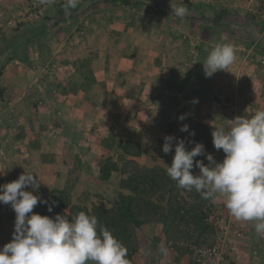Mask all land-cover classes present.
Instances as JSON below:
<instances>
[{"label": "crops", "instance_id": "obj_1", "mask_svg": "<svg viewBox=\"0 0 264 264\" xmlns=\"http://www.w3.org/2000/svg\"><path fill=\"white\" fill-rule=\"evenodd\" d=\"M19 1L22 6L10 12L26 14L25 0ZM10 2L19 5L18 0ZM39 2L38 12L43 18L38 25L33 28L23 24L21 28L27 26L23 36L1 38L6 41L5 55L10 62L0 70V185L18 179L24 172L34 173L39 188L34 191L29 186L25 190L47 200L46 207L63 192L69 199L67 208L79 206L90 211L103 203L110 209L120 197L134 195L124 184L131 173L121 170L120 163L108 179L103 178L106 160L112 157L116 163L123 155H130L121 144L138 145L136 161L140 167L166 170L171 166L174 148L169 154L162 151L165 136L185 141L198 123L208 125L212 133L214 127H227L236 117L250 118L251 112L264 110V89L253 79L248 83L243 75L241 79L236 77V83L226 78L221 84L219 81V86L216 82L215 86H197L206 96L202 101L212 99L213 107L223 102L220 93L224 85L225 92L231 94L226 105L234 111L230 120L209 116L210 110L204 115L202 106L192 115L189 104L194 99L188 94L182 99L189 87H179L174 81L185 74L176 71L172 77L185 59L182 40L160 34V30L180 31L186 26L183 21L187 23L189 17L170 15H174L170 2L175 5L176 0H78L69 15L63 10L66 0ZM187 2L193 7L182 5L196 9L199 15L209 3L216 8L215 3L225 0ZM239 2L230 0V5L238 7ZM166 13L170 15L167 26ZM31 29L38 33L32 50ZM15 33H19L16 28ZM170 45L178 47L168 52L166 46ZM35 61L39 62L36 70V64H31ZM173 91L179 92V99L164 96ZM182 115L185 119L181 121ZM185 124L189 126L186 132L180 130ZM204 146L217 162L223 160L222 150H216L213 144ZM198 157L208 164L205 156ZM192 171L196 174L199 169L194 167ZM167 185L186 198L176 201L173 197V208L165 206L159 214L153 213L157 217L137 229V248L153 255L157 259L154 264H182L189 252L211 244L216 227L231 242L228 264H264V234L256 233L254 221L236 220L222 197L213 203L195 190L198 196L191 197V192L178 188L175 181ZM151 194L148 196L157 204ZM158 199L166 204L169 195ZM33 211L39 214L36 207ZM65 212L68 214V209ZM209 216L217 221L209 222ZM14 221L11 205L0 203V248L11 242ZM172 229H186L184 234L189 233V239L194 237L181 240ZM161 248H166L173 259L161 253Z\"/></svg>", "mask_w": 264, "mask_h": 264}, {"label": "clouds", "instance_id": "obj_2", "mask_svg": "<svg viewBox=\"0 0 264 264\" xmlns=\"http://www.w3.org/2000/svg\"><path fill=\"white\" fill-rule=\"evenodd\" d=\"M77 4L78 0H66L65 15ZM170 7L178 18L189 14L185 5L170 2ZM235 58L231 44L217 43L203 62L205 77L226 70ZM180 130L186 132L189 126L185 124ZM211 135L214 148L225 154L221 162L206 153L202 143L188 150L184 140L165 136L162 151L169 154L174 148L167 175L178 188L195 190L213 203L222 197L231 216L238 221H254L256 233L264 234V110H257L250 118L236 117L227 127H214ZM202 155L208 164L203 160L194 163V158ZM194 167L199 169L196 174ZM37 179L36 174L24 172L18 179L0 185V203L10 204L15 212L13 238L0 248V264H130L127 248L99 224L95 215L80 211L71 217L56 214L51 218L35 213L38 202L48 204L33 191L25 190L29 186L37 190ZM160 252L166 254L167 249Z\"/></svg>", "mask_w": 264, "mask_h": 264}, {"label": "rangeland", "instance_id": "obj_3", "mask_svg": "<svg viewBox=\"0 0 264 264\" xmlns=\"http://www.w3.org/2000/svg\"><path fill=\"white\" fill-rule=\"evenodd\" d=\"M22 3L18 0L19 5H17V3L13 4V2H10V0H0V49H2V52H0V56H2V59H0V70L7 62H10V59L6 57L7 55H5L8 51V48H4V43L6 41H2L1 38L10 39L11 37H14L15 34L23 36L21 34L23 32L25 33V28H27V26L25 28H21L23 24H29L34 28V26L38 25L43 18V16L38 12L40 4L39 0H25L24 3L26 4V7L28 9V12L26 14H23L20 11V13H18V11H13V14L10 12V10L12 11L15 10V8H20L22 6ZM186 3H188L187 0H176L175 5ZM188 5L193 7V4L188 3ZM215 6L216 8L214 7V5H211V3H209V7L204 11H200L199 15L196 9L193 10L191 8H188L189 14L185 16L189 17L188 21L187 23L183 21L186 24L185 27L182 28L181 26L180 31L177 29L173 30L172 28L171 29L173 31L171 29L160 30V34L164 37L178 36L182 40L181 47H183V52L185 50V59L181 61L178 66H176V70L173 73L172 77H175L177 75L176 71L185 74L184 77H176L174 81L179 87H182L183 85H186L185 87H189L185 94L183 93L184 95L182 96V99H184L185 95L187 94L190 96L191 100L192 98L194 99L189 104L191 105L190 110L191 112H193L192 115L195 114V112L201 110L202 107H204V115H207L208 110H210L211 112L209 111V116L215 115L220 116V118H226L230 120V118L234 114V111L229 109V105H226L227 97L231 94L229 92H225L224 85L221 86L222 92L220 93L223 102L220 103V106H217L219 105L217 104L213 107L212 104L214 103L212 99L209 98L211 100L210 102L202 101L206 96L203 94L201 95L202 91L197 89V86L200 84H213V86H215L214 82H216V84H218L219 86V81L221 84L226 80V78L229 79V82L236 83V77H239L241 79V76L243 77L244 75L245 77L243 78H246V80H248V83H250L251 79H253L252 81H254L255 84H259V87L264 89V0H240L238 7H232L230 5V0H225V2L222 3H215ZM14 15L16 17H14ZM170 15L175 17V14ZM170 15H167V17H165L164 19L166 24L165 26H167L168 24ZM10 22L11 24L8 25V23ZM15 28L16 30H19V33H15ZM35 32V29L31 32V40H33L31 43V50L34 49L37 45L35 42L36 38L34 36H36L38 33ZM41 43L43 44L44 41H42ZM217 43L231 44L235 50V61L226 70H220L213 74L211 77H205L203 62L205 61L211 49ZM28 46L29 43L26 44L25 47ZM175 47L178 46H166V48H168V52L173 51V48ZM182 49L178 50V52L182 53ZM31 64L32 66L36 64V66H34L33 68L34 70L39 69L37 68L39 62L35 61L31 62ZM231 92H234V89ZM178 94L179 92L173 91L172 93L164 94V96H171V98L174 100L180 98L177 97ZM164 113H168V110L165 109ZM252 115H254V112L250 113V117ZM193 132L194 135H190V133ZM187 135L184 137V139L185 143L188 145V150H191V148L195 146V143H202L203 145L207 146L213 144L211 131L208 125L198 123L193 126L192 131ZM127 146L130 155H123L122 157H124L125 159L120 157L118 158V162L116 163H114L115 161H112L113 158L111 157L109 160H106L105 166L110 169L111 167H113V164L116 165L117 163H120L122 166L121 170H127L131 173L124 184H129L131 185V187L135 188V191L137 193L136 196L135 191L133 192L134 195H131L137 199L134 202L135 212L139 215V218L141 219L140 221L145 223L146 221H149L148 219L155 216L153 213L159 214L165 206L173 208V197L177 201L179 197L184 198L185 196L178 189H168L167 183L169 181H173L167 175L165 169L149 170L139 166L136 159L138 158V152L140 151V148L136 143L128 142ZM196 160L201 159L197 156L194 158V163ZM151 193L153 194L154 199H156L157 204L152 202V200L148 196V194ZM193 193L194 196L192 195ZM167 195H169V199L167 201L168 204L166 203V205L165 202H163L164 199L159 200L158 198L160 196H162L163 198ZM60 196L61 200L63 201H65V199H67L68 197L66 193H61L58 197ZM196 196L198 195H196L194 191H191V197ZM199 205L201 204L199 203ZM181 206L183 205L181 204ZM42 209H44V207H42ZM108 209L109 208L106 206V204L100 203V205L94 206L89 212H91L90 214L95 215L98 218L99 224L102 225V221H105L109 217L115 216V214H106L105 210ZM184 225L186 224L184 223ZM185 230L174 229L172 234L176 237H180L181 240H184L185 237L189 239V233L184 234L186 232ZM180 231L183 232V234L180 235ZM191 231L193 233L196 232L195 228H191ZM217 231L223 230H220L219 227H216L211 244L203 247H210L215 243ZM224 232L226 231L224 230ZM135 234L136 236L134 238V241L132 242V247L135 249V251L132 254L131 259L129 260L130 263L154 264L157 259L154 258L153 255L149 254L148 252L144 253V251H142V253L138 250L137 229ZM193 237L194 235H191L190 239ZM204 239L207 240V237H204ZM194 253L195 251H193L192 253L189 252L187 254L188 256L186 258V261L182 264H192ZM166 255L173 259L170 254L167 253Z\"/></svg>", "mask_w": 264, "mask_h": 264}, {"label": "trees", "instance_id": "obj_4", "mask_svg": "<svg viewBox=\"0 0 264 264\" xmlns=\"http://www.w3.org/2000/svg\"><path fill=\"white\" fill-rule=\"evenodd\" d=\"M127 144L128 142L125 144H121L125 152H129ZM138 153H140V151ZM115 169H117V166L115 164H113V167H111L110 169L105 167L103 171V178L108 179L111 171ZM8 182H12V180H8ZM127 187H130L132 189V192L135 191V188L131 187V185L127 184ZM68 200V197L67 199H65V201L61 200V196L58 197L57 200H52L50 205L52 206L51 212L48 211V207H46V204L40 203L36 206V210L40 215H46L51 218H54L57 213L71 217L72 215L80 211H84L86 214L92 215L87 208L85 209L79 206H71L70 208H67L69 205ZM136 200L137 199L133 196L120 197V199L112 208L105 210L106 214H115V216L109 217L105 221H102V226H106L112 232V234L127 248V257L129 260L131 259L132 254L135 251V249L132 247V242L134 241V238L136 236V229H139L144 223L140 221L139 215L135 212L134 202ZM53 202L55 203L53 204ZM42 207H44V209H42ZM66 209H68V214L65 212Z\"/></svg>", "mask_w": 264, "mask_h": 264}, {"label": "built area", "instance_id": "obj_5", "mask_svg": "<svg viewBox=\"0 0 264 264\" xmlns=\"http://www.w3.org/2000/svg\"><path fill=\"white\" fill-rule=\"evenodd\" d=\"M209 222L217 221L209 216ZM231 244L222 231H217L215 243L210 247H202L195 251L192 264H228Z\"/></svg>", "mask_w": 264, "mask_h": 264}]
</instances>
